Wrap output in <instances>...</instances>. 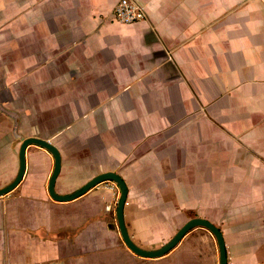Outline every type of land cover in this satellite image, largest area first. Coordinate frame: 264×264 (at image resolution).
I'll return each instance as SVG.
<instances>
[{
    "label": "crops",
    "instance_id": "0c3cea01",
    "mask_svg": "<svg viewBox=\"0 0 264 264\" xmlns=\"http://www.w3.org/2000/svg\"><path fill=\"white\" fill-rule=\"evenodd\" d=\"M133 1L147 18L125 25L120 0H0V106L17 109L24 138L59 148L58 194L107 172L124 179L141 248L203 218L228 264H264V0ZM34 148L38 175L7 208L15 240L0 264H219L203 228L160 259L134 255L117 227L119 187L57 203L54 159Z\"/></svg>",
    "mask_w": 264,
    "mask_h": 264
},
{
    "label": "water",
    "instance_id": "95a60500",
    "mask_svg": "<svg viewBox=\"0 0 264 264\" xmlns=\"http://www.w3.org/2000/svg\"><path fill=\"white\" fill-rule=\"evenodd\" d=\"M32 146L45 150L54 159V169L48 183V194L50 198L57 203L74 202L105 182H113L119 187L121 194L116 209L117 227L123 243L134 255L147 260L160 259L175 249L190 231L196 228H203L208 230L217 241L220 255L219 264H228L226 243L222 231L213 223L203 218H193L189 220L169 242L160 248L147 250L138 246L132 240L128 232L125 219V207L128 201L129 189L124 179L117 173L107 172L100 174L70 194H58L56 191V184L62 172V154L59 148L53 142L39 137L21 138V146L19 150V168L17 175L8 185L0 189V197L13 193L23 182L28 169L27 150Z\"/></svg>",
    "mask_w": 264,
    "mask_h": 264
},
{
    "label": "rangeland",
    "instance_id": "374dc122",
    "mask_svg": "<svg viewBox=\"0 0 264 264\" xmlns=\"http://www.w3.org/2000/svg\"><path fill=\"white\" fill-rule=\"evenodd\" d=\"M2 93L3 92L0 91V99L2 98ZM16 113L17 109L15 107H6L3 109L0 106V189L8 185L16 177L19 168L21 138H24L25 136H23L24 131L20 130L23 124L21 128L18 129L19 124ZM32 150L36 149L34 147L30 148L27 178L24 183L21 184L13 193L0 197V257H7L10 255L11 244H13L15 240L13 237H9V231H13V226H7V222L9 221V219L6 218L7 208L11 204H19L23 200V198L27 195L28 190L34 185L35 179L38 175L36 172L37 170L35 167L36 162H34V156L31 155ZM40 169L41 166L38 167V170ZM66 189L67 190L65 191L68 193V187ZM57 191L60 193L64 192L60 190V186H57ZM21 204L23 205L25 202H22ZM39 235V237H41L43 234Z\"/></svg>",
    "mask_w": 264,
    "mask_h": 264
},
{
    "label": "built area",
    "instance_id": "2783aa9c",
    "mask_svg": "<svg viewBox=\"0 0 264 264\" xmlns=\"http://www.w3.org/2000/svg\"><path fill=\"white\" fill-rule=\"evenodd\" d=\"M146 18H147V14L145 9L133 0H120V2L117 4L114 10V19L120 24H125V25L136 24L145 20ZM110 189L113 190L114 187H111ZM119 199H120V195L117 201L115 202L116 209ZM106 210L110 212L112 210V207L107 206Z\"/></svg>",
    "mask_w": 264,
    "mask_h": 264
}]
</instances>
